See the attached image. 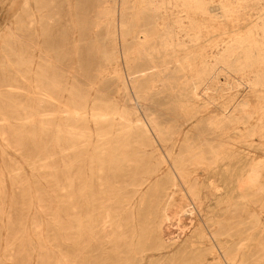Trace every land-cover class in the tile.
I'll list each match as a JSON object with an SVG mask.
<instances>
[{"label": "rangeland", "instance_id": "rangeland-1", "mask_svg": "<svg viewBox=\"0 0 264 264\" xmlns=\"http://www.w3.org/2000/svg\"><path fill=\"white\" fill-rule=\"evenodd\" d=\"M256 75L264 0H0V264H264Z\"/></svg>", "mask_w": 264, "mask_h": 264}, {"label": "bare ground", "instance_id": "bare-ground-1", "mask_svg": "<svg viewBox=\"0 0 264 264\" xmlns=\"http://www.w3.org/2000/svg\"><path fill=\"white\" fill-rule=\"evenodd\" d=\"M140 1V0H139ZM192 2L194 1V0H191ZM132 2V1H131ZM178 3V2H177ZM189 3V2H188ZM195 4V3H194ZM226 6H227V4H226ZM178 7V6H177ZM192 7V6H191ZM188 8V7H187ZM190 8V7H189ZM194 8V7H193ZM235 9V8H234ZM123 10V9H122ZM194 10V9H193ZM201 10V9H200ZM138 11V10H137ZM195 11V10H194ZM237 11V10H236ZM119 13V12H118ZM235 14V13H234ZM224 15V14H223ZM237 15V14H236ZM235 15V16H236ZM229 16V15H228ZM137 17V16H136ZM236 18V17H235ZM119 19V18H118ZM166 19V18H165ZM136 20H138V19H136ZM236 20V19H235ZM239 20V19H238ZM119 22V21H118ZM159 24V23H158ZM196 24V23H195ZM161 25V24H160ZM192 25V24H191ZM194 25V24H193ZM116 26V25H115ZM163 27V26H162ZM165 27V26H164ZM196 27V26H195ZM161 28V27H160ZM176 28V27H175ZM116 29V28H115ZM135 29V28H134ZM176 29H178V28H176ZM162 30H164V29H162ZM124 32V31H123ZM135 33V32H134ZM138 35V34H137ZM146 35V34H145ZM132 36V35H131ZM134 37V36H133ZM141 37V36H140ZM139 37V38H140ZM123 38H125V37H123ZM138 38V37H137ZM132 40V39H131ZM137 40V39H136ZM254 40V39H253ZM145 41V40H144ZM149 42V41H148ZM251 42V41H250ZM156 44V43H155ZM232 44V43H231ZM249 44V43H248ZM220 45V44H219ZM255 45V44H254ZM239 46V45H238ZM225 47V46H224ZM247 49V48H246ZM159 54V53H158ZM224 55V54H223ZM258 55V54H257ZM167 56V55H166ZM233 56V55H232ZM246 56V55H245ZM190 57V56H189ZM203 57V56H202ZM255 57V56H254ZM262 57V56H261ZM194 58H196V57H194ZM190 59V58H189ZM188 60V59H187ZM194 60V59H193ZM197 61H198V58H197ZM251 62V61H250ZM184 63V62H183ZM189 63V62H188ZM194 63H195V61H194ZM246 63V62H245ZM154 64V63H153ZM152 64V65H153ZM193 64V63H192ZM199 64V63H198ZM243 64V63H242ZM251 64V63H250ZM254 64V63H253ZM188 65V64H187ZM249 65V64H248ZM186 66V65H185ZM189 66V65H188ZM164 67V66H163ZM166 67V66H165ZM199 67V66H198ZM197 67V68H198ZM154 69V68H153ZM154 72V71H153ZM251 72H253V71H251ZM257 72V71H256ZM239 74V73H238ZM243 74V73H242ZM241 74V75H242ZM249 75V74H248ZM129 76V75H128ZM143 76H144V74H143ZM245 76V75H244ZM122 77V76H121ZM146 77H148V75L146 76ZM122 79V78H121ZM124 79V78H123ZM124 83V82H123ZM251 84L252 85H254V86H259V85H264V81L262 80V78L260 79L259 78V75H256L255 76V80L254 81H252L251 82ZM252 88V87H251ZM260 88H261V86H260ZM134 89V88H133ZM255 91V90H254ZM261 92V91H260ZM253 95V94H252ZM260 96V95H259ZM105 97V96H104ZM256 97V96H255ZM142 98V97H141ZM97 99V98H96ZM95 99V100H96ZM246 102V101H245ZM98 103V102H97ZM105 104V103H104ZM149 105V104H148ZM113 107V106H112ZM240 107V106H239ZM111 110V109H110ZM123 112V111H122ZM124 113V112H123ZM81 114V113H80ZM76 115V114H75ZM222 115V114H221ZM95 116L97 117V119H99V118H101V117H104V116H106L103 112H96L95 113ZM123 116V115H122ZM133 117V116H132ZM224 117V116H223ZM230 117V116H229ZM232 117H233V115H232ZM236 117H237V115H236ZM115 118V117H114ZM121 118V117H120ZM136 118V117H135ZM256 118V117H255ZM230 119V118H229ZM123 120H125V122H129V119L128 118H125V117H123ZM138 120V119H137ZM255 120V119H254ZM143 121V120H142ZM138 122V121H137ZM243 122V121H242ZM145 123V122H144ZM147 123V122H146ZM154 123V122H153ZM235 123V122H234ZM67 124V123H66ZM132 124V123H131ZM135 124V123H134ZM237 124V123H236ZM243 124V123H242ZM246 124H249V123H247L246 122ZM261 125V124H260ZM127 126H130V123L129 124H125V126H124V128L121 130V131H119V133H122V132H124L125 130H127ZM136 126V125H135ZM149 126V125H148ZM252 126V125H251ZM153 127H155V126H153ZM117 128V127H116ZM115 128V129H116ZM135 128V127H134ZM245 128V127H244ZM251 128V127H250ZM155 129V128H154ZM247 129V128H246ZM207 130V129H206ZM209 130V129H208ZM245 130V129H244ZM260 130H262L261 129V127H256L255 129L253 128V129H250L249 131H247V133H248V136L249 137H253L257 132H259ZM134 131V130H133ZM151 131V130H150ZM160 131V130H159ZM262 132V131H261ZM261 132H259L260 134H262ZM264 133V132H263ZM99 135V137L98 138H102L103 136H104V134L103 133H100V134H98ZM150 135V134H149ZM263 136H264V134H262ZM81 136V135H80ZM163 136V135H162ZM262 136V137H263ZM260 137H261V135H260ZM97 138V139H98ZM166 138V137H165ZM204 138V137H203ZM254 138V137H253ZM252 138V139H253ZM248 139V138H247ZM112 140V139H111ZM160 140V139H159ZM205 140V139H204ZM251 140V139H250ZM153 141V140H152ZM203 141V140H202ZM198 142V141H197ZM99 145H100V143H99ZM154 145V144H153ZM175 147V146H174ZM173 147V148H174ZM187 148V147H186ZM196 148V147H195ZM194 148V149H195ZM189 149V148H188ZM204 149V148H203ZM193 150V149H192ZM213 150V149H212ZM189 151V150H188ZM193 152V151H192ZM195 152V151H194ZM210 152V151H209ZM220 154V153H219ZM204 155V154H203ZM209 155V154H208ZM218 155V154H217ZM213 156V155H212ZM202 158V157H201ZM220 160V159H219ZM258 160V159H257ZM221 164V163H220ZM182 165H183V163H182ZM211 166V165H210ZM174 167V166H173ZM216 167V166H215ZM68 169L69 168H71L70 166L69 167H67ZM206 168V167H205ZM212 168H214V167H212ZM210 170V169H209ZM187 171V170H186ZM197 171V170H196ZM199 171V170H198ZM179 172H180V170H179ZM184 172V171H183ZM183 172H181L182 174H185V173H183ZM189 172V171H188ZM196 173V172H195ZM187 174V173H186ZM188 174H190V173H188ZM179 176V175H178ZM182 176H184L185 177V175H182ZM181 176V177H182ZM190 176V175H189ZM193 176V175H192ZM197 176V175H196ZM196 176H194L193 178H195ZM264 176V162H256V163H252L251 165H250V167H249V169H248V171H247V176H246V178H244V179H247V183L249 184V185H251V186H253V187H255V189H256V187H258L257 189L259 190V191H263V189H264V187H261L260 186V181H261V179H262V177ZM188 178V177H187ZM198 178V177H197ZM196 178V179H197ZM201 178V177H200ZM190 179V181H191V178H189ZM198 180V179H197ZM190 181H188V182H190ZM196 181V180H195ZM199 181V180H198ZM247 183H245V184H247ZM242 184V183H241ZM197 186V185H196ZM241 187H242V185H241ZM252 187V188H253ZM248 190V189H247ZM254 189H252V191H253ZM258 190H255V191H258ZM251 191V190H250ZM256 193V192H255ZM254 193V194H255ZM259 193H261V192H259ZM264 194V193H263ZM88 195V194H87ZM86 195V196H87ZM242 195V194H241ZM84 197V196H83ZM89 197V196H88ZM243 197V196H242ZM244 197H246V196H244ZM124 198V197H123ZM248 198V197H247ZM90 199V198H89ZM184 199V198H183ZM249 200V199H248ZM251 201V200H250ZM252 204V203H251ZM251 204H250V208H251ZM245 205H247V204H245ZM248 205H249V203H248ZM247 205V206H248ZM231 208H233V207H231ZM41 209V208H40ZM253 215H255V219H256V223L257 224H262V219L260 218V216H259V214L261 213H257L255 210H253ZM167 215V214H166ZM166 218H168V217H166ZM169 219V218H168ZM167 220V219H166ZM93 225V224H92ZM263 226H264V224H263ZM158 229V228H157ZM261 229V228H260ZM259 230V229H258ZM263 231V230H262ZM173 237V236H172ZM171 238V237H170ZM221 242V241H220ZM6 243V242H5ZM219 243V242H218ZM224 246H222V248H223ZM227 250H228V248H227ZM226 251V250H225ZM238 257V256H237ZM237 257H235V258H237ZM227 258H230V257H228L227 256ZM234 260V259H233ZM238 262V261H237Z\"/></svg>", "mask_w": 264, "mask_h": 264}]
</instances>
